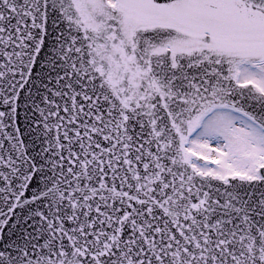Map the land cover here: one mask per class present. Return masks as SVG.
Here are the masks:
<instances>
[{"label":"snow or ice","instance_id":"obj_1","mask_svg":"<svg viewBox=\"0 0 264 264\" xmlns=\"http://www.w3.org/2000/svg\"><path fill=\"white\" fill-rule=\"evenodd\" d=\"M0 264H264V0H0Z\"/></svg>","mask_w":264,"mask_h":264}]
</instances>
